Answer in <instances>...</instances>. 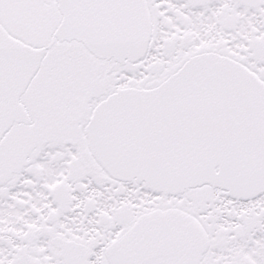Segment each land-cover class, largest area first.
Instances as JSON below:
<instances>
[{"label": "snow or ice", "instance_id": "obj_1", "mask_svg": "<svg viewBox=\"0 0 264 264\" xmlns=\"http://www.w3.org/2000/svg\"><path fill=\"white\" fill-rule=\"evenodd\" d=\"M0 264H264V0H0Z\"/></svg>", "mask_w": 264, "mask_h": 264}]
</instances>
